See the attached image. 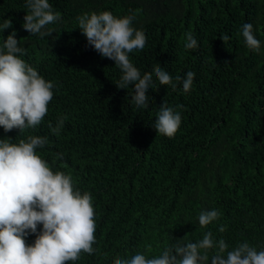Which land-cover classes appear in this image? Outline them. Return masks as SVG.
I'll list each match as a JSON object with an SVG mask.
<instances>
[{"label": "trees", "instance_id": "obj_1", "mask_svg": "<svg viewBox=\"0 0 264 264\" xmlns=\"http://www.w3.org/2000/svg\"><path fill=\"white\" fill-rule=\"evenodd\" d=\"M49 2L62 22L49 25L55 31L41 38L22 26L25 0H0V24L12 20L0 31V48L15 30L27 50L21 58L55 85L41 125L23 133L0 127V139L46 136L38 155L91 193L96 251L75 264H112L137 252L151 257L207 232L223 238L229 250L243 242L264 250V0ZM105 10L135 15L133 27L144 32L146 45L129 56L142 75L156 64L173 82L192 71L191 90L161 85L153 74L150 103L136 108L134 85L116 87L120 70L88 45L78 27L77 16ZM244 23L253 24L259 52L245 46ZM189 32L198 50L184 47ZM221 34L230 37L227 46ZM164 101L182 117L172 138L152 126ZM60 117L64 125L54 134L48 125L55 127ZM212 209L220 218L202 228L200 212ZM34 240L26 237L29 244Z\"/></svg>", "mask_w": 264, "mask_h": 264}, {"label": "clouds", "instance_id": "obj_2", "mask_svg": "<svg viewBox=\"0 0 264 264\" xmlns=\"http://www.w3.org/2000/svg\"><path fill=\"white\" fill-rule=\"evenodd\" d=\"M25 8L22 26L31 35L49 37L55 29L48 26L62 22L49 0H25ZM135 18L134 14L115 16L105 10L85 12L76 20L88 45L100 56L113 60L120 70V78L114 82L116 87L127 89L134 85L132 101L136 108L148 107L153 74L159 84L170 85L173 90L179 84L184 92H189L195 77L192 71L183 77L176 76L173 82V77L160 64L143 75L134 66L129 54L143 50L146 45L144 32L133 27ZM11 27L12 20L6 19L0 24V31ZM242 36L248 49L260 51L261 43L254 35L252 23L242 25ZM219 38L227 46L230 37L221 34ZM184 47L199 49L197 39L190 32L186 34ZM26 51L19 46L15 30L0 48V127L5 132L36 129L48 114L54 96V82L43 78L21 58ZM65 119L60 117L55 127L52 124L48 127L58 134ZM181 123V114L164 101L152 126L157 135L172 138ZM47 144L48 138L41 135H29L18 143L10 138L0 139V264H75L82 254L92 255L96 251L93 197L78 190L69 174L53 170L38 155L37 149ZM220 215L217 209L202 211L199 225L206 228ZM38 226H41L39 230ZM224 230V227L219 229ZM30 234L35 235L31 244L26 242ZM146 251H151V245L146 246ZM209 261L210 264H264V250L257 251L247 242L229 250L223 238L216 240L207 232L196 242L167 247L159 255L149 257L137 252L128 258L118 256L112 264H209Z\"/></svg>", "mask_w": 264, "mask_h": 264}]
</instances>
